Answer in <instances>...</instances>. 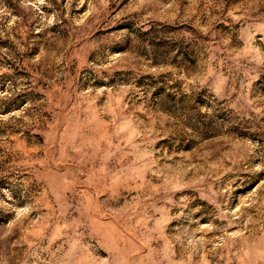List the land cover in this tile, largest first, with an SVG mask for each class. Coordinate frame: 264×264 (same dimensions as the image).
I'll return each instance as SVG.
<instances>
[{
    "label": "rangeland",
    "instance_id": "374dc122",
    "mask_svg": "<svg viewBox=\"0 0 264 264\" xmlns=\"http://www.w3.org/2000/svg\"><path fill=\"white\" fill-rule=\"evenodd\" d=\"M0 264H264V0H0Z\"/></svg>",
    "mask_w": 264,
    "mask_h": 264
}]
</instances>
